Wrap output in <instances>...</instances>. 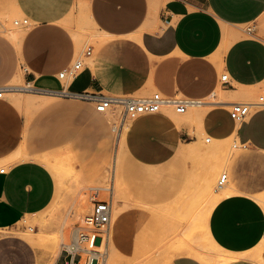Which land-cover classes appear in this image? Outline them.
Returning a JSON list of instances; mask_svg holds the SVG:
<instances>
[{
	"label": "crops",
	"instance_id": "crops-1",
	"mask_svg": "<svg viewBox=\"0 0 264 264\" xmlns=\"http://www.w3.org/2000/svg\"><path fill=\"white\" fill-rule=\"evenodd\" d=\"M75 1L0 0V8L31 21L18 42L9 38L25 74H18L8 55L13 47L3 38L0 74L42 92L88 90L136 98L156 91L168 98L200 102L189 122L174 120L175 125L195 124L207 138L233 137L239 144L227 172L230 194L211 212L210 235L228 251L223 258L226 264H264V205L258 200L264 196V110L240 124L230 117L232 104L264 82V41L241 38L237 28L259 23L264 0H88L89 20L102 39L97 48L88 47L92 56L85 59L82 74L64 85L59 75L77 59V40L67 28ZM224 73L232 87H221ZM218 88L225 92L224 99L208 102ZM91 111L99 114L81 105H50L35 129L27 131L18 108L0 99V164L12 163L0 173V264H42L38 250L11 230H16L20 219L38 216L50 207L55 179L40 158L69 141L66 126L71 121L79 147L82 123L84 130L95 134L93 122L100 120ZM171 112L166 108L134 120L126 130L131 143L144 142L151 147L145 152H170L164 149L168 143L161 135L176 133L165 117ZM123 218L124 213L115 224L118 249L115 239ZM179 257L172 264H200L196 258Z\"/></svg>",
	"mask_w": 264,
	"mask_h": 264
},
{
	"label": "rangeland",
	"instance_id": "rangeland-1",
	"mask_svg": "<svg viewBox=\"0 0 264 264\" xmlns=\"http://www.w3.org/2000/svg\"><path fill=\"white\" fill-rule=\"evenodd\" d=\"M88 14V0H76L67 18V28L75 41L76 37L82 39L81 43L77 42V59L83 58L88 47L97 48L102 39ZM23 19L28 18L0 8V38L10 41L9 38L17 30L25 31L28 27L15 25V22ZM29 23L31 24L30 20ZM237 28L241 38H258L264 41V17L258 24ZM248 29L253 32L249 33ZM10 43L13 48L8 55L15 61L18 74L24 75L16 46L11 41ZM5 76L0 74V86H15L18 91L8 95L5 93L2 99L18 108L25 119L27 131L35 129L39 118L48 111L50 105H81L94 110L91 104L65 100L59 95L57 97L36 92L25 94V83L18 84L14 78L10 80L8 75ZM62 82L64 85L67 83ZM219 90L220 88L216 95ZM154 93L156 91L135 97L147 99ZM262 95L264 82L241 102L254 103ZM35 96L49 101L48 106L36 107L24 102ZM208 102L216 101L209 99ZM92 113L100 120L92 125L97 131L91 135L84 130L86 123H82L78 127V130L82 129L83 136L80 147L73 137L75 127L71 121L66 126L69 135L71 134L69 141L51 149L40 158L55 179L54 200L42 214L20 219L16 230H11V233L26 238L38 250L42 264H67L69 257L65 249L75 241L76 230L84 225L85 217L92 210V207L82 206V197H86L89 202L91 196L110 201L113 196L111 191L101 193L96 187H114L115 192L118 190L125 209L121 232L115 239L122 256L121 264H172L173 260L181 258L179 256L196 258L194 260L200 264H217L222 260L228 251L221 249L213 241L209 231V218L216 204L230 194L227 191L228 185L220 189L218 181L228 172L230 162L239 150L234 148L237 144L235 139L231 137L225 141L208 143V135L202 133L195 124L180 127L175 125L176 120L180 124L189 122V117L198 113L196 107L191 108L186 115H178L172 108L171 115L165 117L176 128V133L168 131L161 135L168 143L164 149L170 152H145L151 147L141 141L137 145L132 144L126 132L133 120H127L123 125L119 112L105 115L94 111ZM185 117L188 118L183 119ZM114 128L116 130L113 131ZM10 164L11 161L0 164V170H7ZM258 200L264 205V196L258 197ZM6 232L8 230L1 233ZM207 235L209 238H206ZM57 250H61L58 256L55 255ZM108 252L110 253L109 242ZM83 257L81 264L85 263L86 255Z\"/></svg>",
	"mask_w": 264,
	"mask_h": 264
},
{
	"label": "built area",
	"instance_id": "built-area-1",
	"mask_svg": "<svg viewBox=\"0 0 264 264\" xmlns=\"http://www.w3.org/2000/svg\"><path fill=\"white\" fill-rule=\"evenodd\" d=\"M15 25L29 26V20L15 22ZM252 33V29H248ZM92 56V49L84 53L83 58L75 59L59 75V79L70 83L77 79L86 69L85 59ZM221 87H232L231 78L224 73L220 79ZM5 89L0 88V99L5 95ZM51 95H59L64 99H71L89 103L93 105L96 112L105 115L110 112L120 113L122 124L127 120H136L143 115H153L160 113L164 108L170 106L174 108L179 115L186 114L190 107V102L180 98H168L160 92L154 93L150 98L139 99L134 97H116L105 96L100 93L90 92L88 90L80 93H73L68 90L62 91H44ZM215 95V93H213ZM264 110V95L260 96L254 103L239 102L233 103L230 109V117L236 123L247 121L255 112ZM114 130V129H113ZM239 144L234 146L237 149ZM0 173H5L1 169ZM229 183L227 173L223 174L219 181L220 189L226 187ZM92 210L85 217L84 225L76 230V239L70 248L65 249L68 253L69 260L67 264H81L86 255L84 264H106L109 257L107 231L112 223V203L110 201L99 200L97 196H91Z\"/></svg>",
	"mask_w": 264,
	"mask_h": 264
},
{
	"label": "bare ground",
	"instance_id": "bare-ground-1",
	"mask_svg": "<svg viewBox=\"0 0 264 264\" xmlns=\"http://www.w3.org/2000/svg\"><path fill=\"white\" fill-rule=\"evenodd\" d=\"M3 24H4V22H3ZM8 25V24H7ZM27 27H29V26H27ZM24 33H25V31H23V30H17V32H15V33H13L12 34V36L10 37V39L12 38L13 40H15V41H19L20 39H21V37L24 35ZM11 39V40H12ZM23 39V38H22ZM76 40H77V42L79 43H81V40L82 39H78L77 37H76ZM20 46V45H19ZM21 78V77H20ZM19 82H21V81H19ZM3 88H6V87H3ZM34 88V87H33ZM31 86H29V87H26V89H27V91H23V92H25V94H26V92H36V93H41L42 95L43 94H48V93H45V92H42V91H37V90H35V89H33ZM18 88L17 87H15V86H10V87H7V89H5V93H7V95L9 94V93H15V92H17L18 90H17ZM33 89V90H32ZM22 92V91H21ZM223 93H225V92H223V90H219L218 91V94L216 95V93H215V95L211 98V99H214L216 102H218V101H222V99H224L223 98ZM28 94V93H27ZM31 94V93H30ZM227 94V93H226ZM51 95V94H50ZM55 96H57L56 94H54ZM219 95V96H218ZM23 96V95H22ZM45 97H46V95H44ZM44 96H42V97H44ZM52 96V95H51ZM224 96H226V95H224ZM36 97V96H35ZM33 97V98H27L24 102H26L27 104H29V105H35L36 107L37 106H45V105H47L48 103H49V101H47V100H45V99H38V97ZM49 97V96H48ZM48 97H46V98H48ZM58 97V96H57ZM21 100V99H20ZM21 102H22V100H21ZM201 103L200 102H198V101H191L190 102V107H189V109H188V112H189V110L191 109V108H194V107H197V106H199ZM26 106V105H25ZM166 108H171L172 109V107H170V106H168V107H166ZM166 108H164V109H166ZM164 109L160 112V113H162L163 111H164ZM187 112V113H188ZM186 113V114H187ZM186 114H183V115H186ZM179 115V114H178ZM143 116H146V115H143ZM196 116V115H195ZM142 117V116H141ZM140 118V117H139ZM199 118V117H198ZM134 121V120H133ZM236 123V122H235ZM121 128V127H120ZM114 130H116V128H114ZM121 131V130H120ZM122 135V134H121ZM214 140H212V139H210V138H206V142H208V143H211V142H213ZM223 145V144H222ZM225 146V145H224ZM221 148V147H220ZM219 154V153H218ZM218 156V155H217ZM47 162V161H46ZM51 163V162H50ZM59 165V164H58ZM66 173V172H65ZM208 179V178H207ZM97 188V190H100L101 191V193H102V191H111V195H113L112 196V199H111V203H112V223H111V226H110V228H109V230L107 231V241L109 242V247H110V253H109V257H108V262H109V264H121V259H122V256L120 255V250L115 246V244H114V235H115V224H116V222L118 221V219L122 216V214L124 213V211H125V209H124V206L122 205V200H120V196H119V194H118V190L115 192V189H114V187H111V188H106V187H96ZM80 191V190H79ZM94 191V190H93ZM96 191V190H95ZM94 191V192H95ZM90 192V191H89ZM100 193V194H101ZM93 194V193H92ZM89 198V197H88ZM262 199V198H261ZM84 205L85 206H88V208L90 207V209H91V207H92V203L91 202H89V201H87V199H86V197H82V206L84 207ZM211 206H212V204H211ZM77 216V215H76ZM205 219V218H204ZM180 220V219H179ZM66 224H67V221H66V223L64 224L65 225V227H66ZM207 228V227H206ZM206 230V229H205ZM206 238H209V236L207 235L206 236ZM209 242V241H208ZM73 244V243H72ZM181 244V243H180ZM71 247V245L70 246H68V248H70ZM190 249H193V248H190ZM61 251V250H60ZM60 251L59 250H57L56 252H55V255L56 256H58V254L60 253ZM190 251H193V250H190ZM219 251V250H218ZM194 253V252H193ZM124 257V256H123ZM228 262V260L227 259H222V260H219V262L217 263V264H226ZM131 263V262H130Z\"/></svg>",
	"mask_w": 264,
	"mask_h": 264
}]
</instances>
